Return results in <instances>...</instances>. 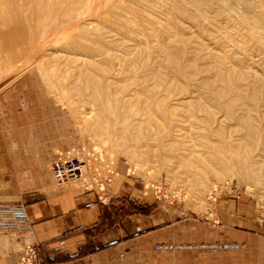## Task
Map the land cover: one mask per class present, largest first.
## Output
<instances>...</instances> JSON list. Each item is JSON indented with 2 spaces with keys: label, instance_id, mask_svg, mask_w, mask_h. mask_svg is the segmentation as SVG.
<instances>
[{
  "label": "rangeland",
  "instance_id": "obj_1",
  "mask_svg": "<svg viewBox=\"0 0 264 264\" xmlns=\"http://www.w3.org/2000/svg\"><path fill=\"white\" fill-rule=\"evenodd\" d=\"M52 1L60 3L61 0ZM4 2L0 0V24L7 27V31L0 41L5 44V37L17 30L11 28L14 24H4L14 19L5 12ZM47 3V0L42 1L41 11L47 10ZM57 16V23L49 25L51 30L47 33L51 35H43L44 39L51 37L52 40L49 38L48 46H44L48 55L43 57L42 66L19 59L1 70L0 124L3 129L0 138L5 158L20 166H33L40 175L49 171L52 179L50 163L57 150L84 145L101 149L112 158L108 169L111 173L107 176L100 167V176L108 178L103 185L107 190L102 196L94 193L99 200L108 199V223L110 217L139 216L149 222L145 231L152 229L155 220L156 227L161 226L168 233L172 225V232L178 235L176 241L152 245L151 253L194 250L212 254L243 249L244 242L207 237L222 230L224 224L264 235V169L257 174L254 169L259 164L260 168L264 166V152L254 158L257 161H250L248 156L236 161L244 146L253 147L264 142V0H85L78 9L74 5L70 11H59ZM254 20L259 22L255 30L249 25ZM257 31L255 38L246 37ZM88 36L90 38H86ZM97 42L108 45L109 49L105 50L108 55L96 52L87 57L81 52L82 47H94ZM30 43L23 49L25 53L32 52ZM80 62L84 68H89L92 77L90 73L86 76L71 73L72 68L83 69ZM72 63H75L73 67ZM171 65H175L176 71ZM218 66L225 73L231 71V86L226 79L217 78ZM51 71L54 74L50 75ZM137 75L144 78L142 87L151 89L148 96H161L165 89L180 92L176 96L186 98V106L201 108L195 109V113L197 118L205 117L204 122L197 118L195 121L196 116L191 117L192 120L186 116L190 119L188 122L181 111L175 112L180 114L179 119L173 115L174 119L170 120L167 113L153 108V133L161 132V137L152 143V148L140 147L139 143L132 144L124 138L120 126L114 125L115 116L109 115L108 109L88 104L89 92L93 91L82 95L74 86L77 82L83 84L84 80L87 85L91 83L99 89L102 95L99 97L105 102H123L124 97V100L142 101L143 94L129 96L135 89L140 90L139 83L129 79L138 78ZM106 78L111 80L107 85ZM176 96L162 99L165 108ZM217 105L223 109L213 107ZM225 105L230 107L228 113ZM123 114L127 112L123 110ZM123 114L118 115L122 117ZM236 116L242 119H235ZM105 119L108 120L106 124ZM187 126L193 136L194 132L197 135L204 132L208 137L200 142L202 139L195 134L194 144L187 143L192 153L201 151L200 158L212 155L210 147L215 141L224 149L225 159H230L227 162L232 169L228 176L218 180L212 175L205 176L209 187L203 190L201 200L196 196L198 187L194 182L201 168L196 167L197 157H191L194 167L190 170L186 167L187 158L183 162L172 159L183 149L182 139H178L179 145L171 144L175 132L184 129L181 133L190 134ZM107 141L113 147L111 152L103 144ZM130 148L136 156L127 154ZM219 157H216L217 168H220ZM206 160L213 161L211 157ZM246 167H251L253 176ZM243 170L248 175L242 178ZM61 184L78 190L83 187L96 189L79 181ZM186 223L189 225L185 226ZM184 233L192 235V239L183 240ZM198 233L204 238H198ZM17 236L10 231H0L1 261L14 257L13 264H18L21 247ZM37 257L39 262L38 246ZM145 261L151 263L152 254L146 252Z\"/></svg>",
  "mask_w": 264,
  "mask_h": 264
},
{
  "label": "crops",
  "instance_id": "obj_2",
  "mask_svg": "<svg viewBox=\"0 0 264 264\" xmlns=\"http://www.w3.org/2000/svg\"><path fill=\"white\" fill-rule=\"evenodd\" d=\"M2 129L0 124V136ZM0 202L24 205L40 264H264V235L227 224L207 237L244 242L243 249L212 254L194 250L151 253L156 243L178 240L172 225L167 233L156 227L155 220L152 229L145 231L149 222L139 216L110 217L108 223L107 198L99 200L94 191L54 184L49 171L40 175L33 166L10 162L3 155L1 138ZM191 236L184 233L183 240ZM146 252L152 254L151 263L145 261ZM13 258L0 260V264H13Z\"/></svg>",
  "mask_w": 264,
  "mask_h": 264
},
{
  "label": "bare ground",
  "instance_id": "obj_3",
  "mask_svg": "<svg viewBox=\"0 0 264 264\" xmlns=\"http://www.w3.org/2000/svg\"><path fill=\"white\" fill-rule=\"evenodd\" d=\"M42 1L43 0H5V2H4L5 5L4 6L7 7V8H5V12L8 15L9 14L13 15L14 19H13V21L11 23H8V22L5 21L4 24L6 26H10L11 24H14V27H11V28H13V30L16 29L17 31L13 32L11 35L9 34L8 36L5 37V39H6V43L5 44L0 41V73H1V70H2L3 67L12 65L13 62L16 63V61L17 60L19 61V59H21V60H23L25 62L33 61V62L36 63V65L39 64V65L42 66L43 65V57L48 55V54H46L48 49H47V47L45 48L44 46H48L47 44H48V42H50L49 38H51V37H47L48 38L47 39L45 37V39H44L43 35H45L47 32H50L51 28H49V25L50 24L54 25L53 22L57 23L56 22L57 19H58L57 14L59 13V11H65L66 9H68V11H70V9L74 5H76V9H78V6L81 5V3H83L85 0H67V2H64L63 0H61L60 3H54L52 0H47L48 1L47 10H45V11H41L40 10V5H41ZM13 11H16V13H13ZM197 16L198 17H202V14H198ZM242 21H243V18H242ZM256 21L255 22H251L250 24L248 23V24L252 25L253 28H254V26L258 27L257 25H259L258 24L259 22H256ZM243 23H245V22H243ZM243 23L241 22V24H243ZM243 25L247 26V23L243 24ZM243 27H245V26H243ZM248 28H250V27H248ZM253 28H252V30H253ZM84 30H85V33H87V29H84ZM254 30H255V28H254ZM258 30L260 31V29H258ZM6 31H7V27H4L2 24H0V39L5 34ZM249 32H252V31H249ZM263 32L264 31H262V33ZM39 34H41V35H39ZM47 34H46L47 36L51 35L49 33H47ZM255 36H258V31L256 33L253 32L252 35H248L247 34L246 37H248L249 39L250 38L252 39V38H255ZM86 38H90V36H88ZM51 40H52V38H51ZM29 43L32 44L31 45L32 52L25 53L23 49L25 47H27V46L29 47V45H27ZM107 49H109L107 44L105 45V44L97 42V45H95L94 47H82L81 48V52H83V54L85 56L91 57V56H94V54L96 52L97 53L99 52V54L100 53L103 54L105 52V50H107ZM105 53L108 55L107 52H105ZM51 56H54V54H50V57ZM111 56L114 57V55H112V54H111ZM113 57H111V58L113 59ZM102 59L103 60H107L109 58H102ZM173 60H172V64H173V62H175V60L174 61ZM77 61H75V63ZM115 61H116V59H115ZM85 62H86V60H85ZM75 63H74V65H75ZM81 64L82 63L80 62V65ZM92 64H94V63H92ZM95 64H97V62ZM74 65L72 63V67ZM78 65H79V63H78ZM80 65L78 66L79 68H80ZM98 65L99 64H97V66ZM171 66L174 67L175 65H171ZM75 67H77V66H75ZM82 67H83V69L81 68V70H76V68H74V69L72 68L71 69V71H72L71 73L74 76H75V74H82V76L85 74V76H86V74L90 73L89 75L91 76V71L88 70L89 68H84L83 64H82ZM86 67H89V66L86 65ZM96 68H99V66L96 67ZM221 68H222L221 66H218L217 69H216L217 78L222 77L223 79H226L227 84L231 86V83H233V76L230 74L231 71L227 70V73H225ZM174 70L176 71L175 67H174ZM68 72H69V70H68ZM116 72H118V71H116ZM52 74H54V71H51L50 75H52ZM115 74H117V73H115ZM136 74L137 73L135 72L134 75H136ZM139 77H141V76H138V78H136V77L129 78V79H131V81L135 80L140 85L139 86L140 90L137 91L135 89L133 92H130L131 94L129 93V96L132 95V93L133 94L137 93L138 95H142L143 94V100L142 101H134L133 102V101H130V100H127V99L124 100L125 99V97H124L123 102H120L119 100H115L113 102H110V101L109 102L108 101L105 102V99L103 100V99H100V97H99V96H102V95H100L101 93L99 92V89L97 87H95L94 85H90L91 83L87 85V83H85L86 81L84 79H83L84 80L83 84L77 82L79 84L75 83L74 86L77 89H80L81 93H79V94H82V95L84 93H86L87 91H89V90L93 91L92 92L93 94L91 92H89L91 94V96H89V97H91V98H89L88 104H92L94 106H97V108L98 107H100V108L104 107V108L108 109L109 115L115 116L114 125H117V126L119 125L120 126L119 130H120L121 134L124 136V138H128L130 141H132V144H133V142H134V144L135 143H139L140 147L152 148V146H153L152 143L156 142L158 140V138L161 137V135H160L161 132H159L158 135L153 133L154 131H153V127L152 126H153V122H154V119H155L154 114L152 113L153 112L152 111L153 108L160 110V112L163 111L162 113H164V112L167 113L168 117H170V120H172L171 117H173V119H174L173 115H175V117L177 118L180 114L178 115L175 112H179V111H181L182 114L183 113L185 114V116H184L185 118H186V116H188L191 119V117L196 116L195 118H193L195 120L197 118V114L195 113V109L196 108L195 109L192 108L191 105L186 106V103H187L188 100H186V98H184V97H181V96L177 97L176 96L180 92L172 93V92H169L168 89H165L164 92L161 94V96H157L158 94H154V95L148 96L147 94H150V92H152V91H151V89H144L142 87L144 78H139ZM76 78L79 79L78 76ZM78 79H77V81H79ZM106 79L107 80H106L105 84L107 85V84H109V81H111V80H109L108 78H106ZM238 88L241 89V86H239ZM214 92L216 93V91H214ZM219 92H222V91L220 90ZM139 93H141V94H139ZM168 94H171V96H168ZM208 94H209V92H208ZM172 96H176L177 98L176 97L173 98L172 101L168 103V107L165 108L166 104H164V102H163L164 100H162V99H164V98L169 99V97L171 98ZM217 96L219 97V95H217ZM217 96H215V97H217ZM103 97L106 98L105 95H103ZM191 97L192 96L187 97V99L191 98ZM210 97H211V95H210ZM87 99H86V103H87ZM138 105L140 107H142L139 110L136 107ZM213 107L217 108L218 110L223 109V107L221 105L220 106L217 105V107L216 106H213ZM111 108H113V110H111ZM200 109L201 108H198L196 110H200ZM229 109H230L229 105H225V110L227 111V113H228ZM123 110L126 111L127 114H123ZM149 110H151V112ZM96 112H98V111H96ZM181 112H179V113H181ZM120 113L123 114V116H122L123 118L119 117V115H122ZM176 114H177V116H176ZM170 115H172V116H170ZM85 117L89 118L87 115H85ZM179 117H178V119H179ZM188 117L186 119H188V122H190L189 121L190 119ZM185 118H184V121H185ZM198 119L201 120L200 122H204L205 117L204 118L202 117V119H204V120H202L201 117L197 118V120ZM235 119H242V117L241 116H236ZM197 120H195V121H197ZM107 122H108V120L105 119L104 124H106ZM179 123H180V121H179ZM182 123H185V122H182ZM155 124L157 125V123H155ZM198 124H199V122H198ZM177 125H179V124H177ZM183 125H185V124H183ZM117 126H116V128H117ZM181 128H185V127H180V129ZM186 128H187L186 130H188L189 132L191 131V130H189L191 128H188V126ZM178 129H179V127H178ZM176 130H177V128H176ZM181 130H179L180 132L179 133L177 132V134L175 132L174 140H173V142L171 144L178 143L176 145H179V143H180L179 141L182 139L180 144H182L181 148H183V149H181L180 153L175 155L172 159H174L175 161H178V162H183L187 158L186 167H187L188 170H190L192 167H194V162H193V160H191V157L192 156H196L197 157V159H196L197 160L196 161V167H199V168L201 167V168L199 170V173L196 174L197 176H196L194 182H196L195 185H197V187H198L196 196H197V198L199 200H201L200 197L203 194V190L207 191V189L209 187V180L207 178H205V176L212 175L216 180H218L219 178H222L223 176L224 177L228 176L230 171L232 170L231 166H229L230 163L228 165V162H227V161L230 162V159L229 158L225 159L224 149L221 146L217 145L215 141L212 142L213 146L210 147L211 150H212L211 153H213V154L212 155H208V157H211L215 163H213L212 160H209V161L206 160V158H208V157H206V158L198 157V154H203V153L201 151H197L195 153H192V151L190 150V148L187 145V143L194 144V142H195V134L197 135V133L194 132V136H193L192 132H190V134L185 133V131L181 133ZM96 132H98V131H96ZM96 132L94 131L93 133H96ZM203 133L204 132H202V134L200 133L199 135H197L198 137H200L202 139L200 142H202L203 140H207V138H208ZM178 139H179V141H178ZM103 144L104 145L106 144L108 146V149L110 150L109 152H111V150H113V147L111 146L110 143H108V141H107V143L104 142ZM201 145H204V144L201 143ZM85 147H86V149H85ZM98 149L99 148L91 147V146L88 147V146L84 145V147L79 146V147H74L72 149H67V150H70V151H73V152L82 150L81 153H78V154H80V157L81 156H84L85 158H93L94 157L97 161L92 162L91 166L92 167L99 166L106 173V169L110 168L109 165L111 164L112 158H110L104 151H101V149L100 150H98ZM114 150H115V146H114ZM184 150L188 151V154H186ZM61 151H63V149L57 150L55 155L58 152H61ZM230 151H232V150H230ZM241 151H242V153H240L241 155L238 158L236 156V161L237 162L242 161L243 157H245V156L251 157L250 161L256 160L254 158L257 157V156H261V153L264 152V142L261 143V145L253 146V147H251L250 145H246V146L243 147V149ZM128 152L129 153H127V152L126 153L129 154L131 157L137 155V153L133 152V150H131V148H130V151L128 150ZM218 155H220L219 158L221 159L220 162H219V167L220 168H217L215 166V164L217 163L216 162V157ZM263 162H264V160H263ZM96 163H98L99 165H96ZM253 163H255V162H253ZM260 165L261 164H259V167H254L256 174L264 169V166L262 168H260L261 167ZM101 169H99V174H95V179L91 176L92 171H93V169H92L91 171L89 170L90 173H88V174H85V173L83 174V172H82V176H81L82 179L81 180H70L68 182L77 183L79 181L80 184H83L84 186H91V188H93V187L97 188L98 186H103L102 184H103V182L105 180L104 181L100 180L102 178V176H100L101 175L100 173L102 171ZM247 170L250 172L249 175L253 176L254 172H252L251 167H246V171ZM246 171L245 170L241 171L242 172V178L246 177L248 175V173ZM253 180H254L255 183H257L256 179H253Z\"/></svg>",
  "mask_w": 264,
  "mask_h": 264
},
{
  "label": "built area",
  "instance_id": "obj_4",
  "mask_svg": "<svg viewBox=\"0 0 264 264\" xmlns=\"http://www.w3.org/2000/svg\"><path fill=\"white\" fill-rule=\"evenodd\" d=\"M82 151L63 150L58 152L50 163V172L52 180L56 184L68 182L70 180H81L83 174H88L93 169L91 176L95 179V174H99L100 167H92L91 163L97 161L93 158L80 157ZM90 170V171H89ZM111 173L106 169V175ZM100 180L108 181L107 177ZM104 181V182H105ZM104 182L102 185H104ZM107 188V187H106ZM104 186H98L96 189L83 187L82 190H92L99 196L104 194ZM102 193V194H101ZM0 231H10L18 235L20 244V253L18 264H38L37 244L32 236V226L28 219L26 210L22 204H0ZM162 246V245H161ZM157 245V247H161Z\"/></svg>",
  "mask_w": 264,
  "mask_h": 264
}]
</instances>
